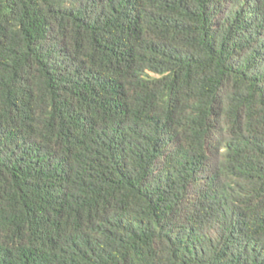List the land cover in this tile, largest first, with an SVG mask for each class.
Returning a JSON list of instances; mask_svg holds the SVG:
<instances>
[{
	"label": "trees",
	"instance_id": "trees-1",
	"mask_svg": "<svg viewBox=\"0 0 264 264\" xmlns=\"http://www.w3.org/2000/svg\"><path fill=\"white\" fill-rule=\"evenodd\" d=\"M0 264H264V0H0Z\"/></svg>",
	"mask_w": 264,
	"mask_h": 264
}]
</instances>
